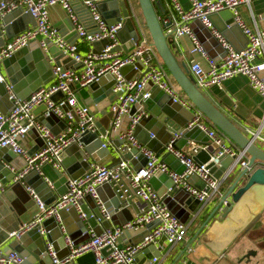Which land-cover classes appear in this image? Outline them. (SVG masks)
I'll return each mask as SVG.
<instances>
[{"label": "built area", "instance_id": "obj_1", "mask_svg": "<svg viewBox=\"0 0 264 264\" xmlns=\"http://www.w3.org/2000/svg\"><path fill=\"white\" fill-rule=\"evenodd\" d=\"M122 1L139 36L138 41L128 53L117 50L121 46L117 34L121 30L123 19L109 26L97 9L99 0H0V18L21 8L24 13H30L35 20V27L24 30L0 48V84L4 83L8 100L12 103L8 112L0 113V149L6 148L16 157L24 160V167L16 173V180L23 179L33 171L43 178L49 188H52L53 182L43 174L42 168L48 166L53 172L65 175L62 165L66 157L65 151L73 146L82 148L78 143L82 134L95 132L99 134L97 119L86 104L77 101L76 93L78 89H89L94 82L105 76L112 77L114 83L112 92L116 97L109 107V112L112 113L110 127L104 135L99 134L103 141L102 147H109V133H115L121 129L123 131H120L117 137L120 141H125L116 149L117 154L120 155L117 163L105 165L87 159L88 169L77 179L68 178L66 193L47 207L39 201L30 188L26 187V191L35 200L39 213L31 222L22 226L19 233L11 235L18 238L22 233L37 227H39V234L45 235L41 225L46 219L53 217L60 224L58 215L61 210L72 208L81 212L80 201L86 196L93 199L104 220L109 221L110 216L97 193L99 187L107 184L113 185L119 199L124 201L123 208L127 209L130 205L138 208L130 221L106 229L100 235L91 234L87 241L78 246H73L69 238L65 236V245L70 248V253L62 259L56 258L52 246L47 245L50 264H73L76 258L85 253L93 255V264H139L137 257L152 245L156 247L159 255L150 257L144 264H161L162 260L168 256L170 249L184 240L189 225L188 221L182 224L165 207L156 191L149 187L148 181L158 173L167 174L171 178L173 184L168 188V192L176 189L193 196L201 207L199 212L214 197L221 198L219 187L229 173H224L216 179L209 171L208 163L199 165L193 160V157L207 146L192 144L185 150H177L174 145L181 135L174 134L168 141L164 154H172L184 167V172L177 174L150 149L141 145L133 135L135 127L143 119L142 117H145L141 104L150 96L151 87L158 88L170 96L175 103L193 114V119L186 125L184 131L197 127L204 132L210 145L216 149L209 162H216L219 158L228 156L234 159L235 168L251 171L248 168L247 153L237 148L193 106L164 69L149 38L146 37V29L143 27L141 17L134 10L135 0ZM167 1L174 13V18L163 16V14L158 17V21L164 27V35L172 42L182 37L189 39L191 45L188 50L191 56L189 72L198 90L202 92L212 87L220 88L228 79L242 76L248 80L250 88L264 100V18L262 17L263 26L253 30L244 24L237 8L241 4L250 8L253 0H187L189 4L187 9H183L178 0ZM56 6L66 12L68 20L73 25L72 32L76 33V40L73 43L67 41L49 21V9ZM82 10L87 12L91 19L89 26L81 21ZM225 10L231 12L233 24L240 28L247 39V46L242 51H235L211 24L210 16ZM194 21H198L210 30L217 43L221 44L223 51L218 60L209 57L198 41L191 27ZM101 41H106L107 44L102 50L94 51L92 44ZM32 43L45 53H48L49 45L58 48L65 58L79 67L65 69L62 65L56 66L49 56V64L52 66L50 82L19 100L12 86L5 82L6 78L2 73L1 65L3 60ZM78 43L86 45L88 49L81 52ZM129 66L132 67V75L125 78L121 69ZM149 84L152 86H148ZM58 95V99H54ZM41 106L44 109L36 115L35 110ZM134 106L139 108L130 114ZM50 115L65 123L63 128L58 127V123L54 125L57 133L39 121L41 116L46 118ZM125 119L127 123L124 125ZM263 126L264 123L256 130H246L247 137L255 144L257 142L264 144ZM30 131H34L37 138L42 140L41 147L32 154L19 144V141ZM131 149H136L147 159L146 165L139 171H135L129 160L123 159V154L131 152ZM9 169L13 172L12 167L9 166ZM193 176L202 182L203 189L195 186L191 180ZM130 199L132 202H129ZM80 216L84 217V214L81 213ZM151 225L153 226L151 230L138 243L130 245L127 239L122 240L121 243L118 242L124 233L136 235L144 232ZM60 228L65 233V228L62 226ZM161 238H164V242L159 245ZM103 250H105L104 254ZM184 252H186L184 258L187 259L194 249L188 245ZM22 263L23 260L17 252H5L0 245V264Z\"/></svg>", "mask_w": 264, "mask_h": 264}, {"label": "water", "instance_id": "obj_2", "mask_svg": "<svg viewBox=\"0 0 264 264\" xmlns=\"http://www.w3.org/2000/svg\"><path fill=\"white\" fill-rule=\"evenodd\" d=\"M138 8L141 12L143 27L147 29L150 44L154 47L157 55L160 58L161 63L167 69L173 81H175L177 87L181 93L193 104V106L206 117L220 132L225 134L237 148L244 150L249 156L248 168L251 171L242 170L238 176L234 179L232 184L228 187V191L222 195L221 199L217 203V207L211 216L216 213L219 208L223 207V217L225 213L230 212L233 208V204L237 203L241 196L249 191L254 186L264 187V150L250 140L246 134L242 133L226 116L222 115L205 97L195 85L193 77L189 73V68L185 61L178 63L176 60V46L168 39L164 33V27L160 25L158 17L164 14V9L161 0H136ZM97 9L100 12L103 19L110 24L117 23L123 19L121 30L118 32L117 37L120 42V47L117 49L129 52L130 48H133L134 44L138 41L139 36L134 28L131 19L128 17V12L125 7V3L122 0H99L97 2ZM52 10L60 13V22L52 24L54 29L65 36L66 40L73 43L76 39V33L72 32L73 25L68 20L66 12H64L59 6L52 8ZM83 11L81 21L89 26L91 19L87 12ZM225 16L228 19H232L230 11L225 10L218 12L210 16V21L214 23L217 16ZM24 22V23H23ZM26 23V24H25ZM30 24L31 27H35V20L30 13H24L22 9L15 10L10 14L2 16L0 18V48L5 45L7 41L23 32L26 25ZM212 24V23H211ZM216 26V24H214ZM225 27L216 26L217 32L224 37L226 42L233 44L232 35L242 32L238 26L234 24H225ZM193 28H199L203 32L198 37V30H194L198 41L203 45L207 51L209 57H213V48H218L223 51L221 44L217 43V40L211 34V31L202 26L198 21H194L191 24ZM239 30V31H238ZM245 44L247 46V39L244 36ZM107 44L106 41L95 42L92 44L94 51H100L103 46ZM246 48V47H245ZM244 48V49H245ZM235 51H242L237 48ZM49 56L53 59L55 65H62L65 69L70 67H79L74 65L68 58H65L62 52L49 45L48 53L43 52L37 47L35 43L30 44L25 48H21L20 51L13 54L11 57L3 60L2 68L5 69V82L12 86L13 92L19 100L26 98L30 93L40 88L42 85H46L51 80V67L49 64ZM131 66L121 69V73L125 78H129L132 75ZM130 74V75H129ZM129 75V77L127 76ZM113 79L110 76L100 78L94 82L89 88L91 97V103L87 104L92 115H101L99 121H97L98 132L104 135L109 129L112 121V113L106 112L115 99L116 95L112 92ZM148 86H152L149 84ZM153 91L150 93L148 99L142 102V112L145 113V117L135 127L133 135L139 141V143L150 149L157 158L169 167L170 170L175 171L177 174L184 172V167L181 163L169 153L164 154L165 147L168 141L174 134H180L181 137L174 145L177 150H182L186 144L193 142L199 146H207L206 149L200 150L198 154L193 157L195 163L202 165L208 163L207 167L213 174L214 178L219 179L222 174L229 173L227 178L235 172L234 159L231 157H221L216 162H209L211 157L215 153V148L210 145L207 136L204 132H201L197 127L190 130H185L186 125L193 119V114L186 108L181 107L178 103H175L173 99L167 94L163 93L158 88L153 87ZM104 99H107L106 102ZM12 107V103L8 100V95L5 90L4 83L0 84V113H6ZM136 106L132 107L130 114L136 111ZM44 109L41 106L35 110V114L39 115ZM45 126L51 128L53 132L57 130L54 125L58 123V127L63 128L65 126L64 121L57 120L53 115L43 118H39ZM106 122V124L104 123ZM123 129L109 133V146L114 145V148L118 149L124 140L118 139V133ZM99 134L95 132L84 133L78 140V143L82 147V150L78 146L70 147L65 151V158L62 165L65 169V175L54 172L57 180L52 183V188H49L44 182L43 178L37 175L35 172H30L23 179L16 180V173L11 172L9 166L12 159L16 156L8 149H0V245L10 240L8 244L9 251H15L22 258V264H50V258L47 255V245L52 246L55 256L58 259H62L68 256L70 248L65 245V236L69 238L73 246H78L80 243L87 241L90 235H100L104 230L111 228L110 226L122 225L132 219L130 211L123 208L124 201L119 199L117 192L113 185L107 184L99 187L97 193L99 199H101V192L108 191L112 199H114L113 209H107V213L110 216V220H104L101 212L95 206L93 199L90 196H86L80 201L79 208L81 212L75 209L69 208L67 210H61L59 212L60 224L55 218L46 219L41 228L45 230V235L39 234V227L33 230L22 233L18 238L11 234L19 233L20 228L25 224L31 222L32 218L26 217L29 209L35 211L38 214V208L35 204L33 197L26 191V187L30 188L35 195H37L39 201L44 204L45 207L54 203L61 195L66 193L67 179H77L83 175V172L88 169L87 159L90 161L102 160L109 154V147L103 148V141L99 137ZM31 138L36 139L40 146L42 140L38 139L34 131H30L28 134ZM34 152H29L32 154ZM136 156V158H134ZM124 160H129L135 171H139L147 163V159L139 154L136 149H131V152L123 154ZM219 167V169H217ZM18 172V171H17ZM158 180L164 181V189L160 191L156 187ZM195 186L199 189H203L204 185L197 177H191ZM149 186L152 187L158 193L165 207L175 215L182 224H186L190 216L199 213L198 201L190 196L189 193L174 189L172 192H168V188L172 187V180L167 174L158 173L151 177L148 181ZM230 199V202L228 201ZM84 201L90 203V209L87 210ZM129 202H132L130 199ZM3 203H5L3 205ZM4 211L6 212H3ZM5 213V214H4ZM84 214L81 217L80 214ZM8 216H13L16 222L13 223L3 232L4 222L2 219ZM209 220V219H208ZM205 224L207 223V221ZM204 224V227H205ZM65 228V233L60 227ZM153 226H148L144 232L133 235L132 233H124L118 242L127 239V243L134 245L143 239L151 230ZM203 227V228H204ZM133 236V237H132ZM164 238H161L158 242L162 245ZM106 250V249H105ZM103 250V254L105 253ZM159 253L154 245L148 249L142 251L137 257L139 264H144L145 260L149 257H156ZM252 253L247 255L249 257ZM140 259V260H139Z\"/></svg>", "mask_w": 264, "mask_h": 264}, {"label": "crops", "instance_id": "obj_3", "mask_svg": "<svg viewBox=\"0 0 264 264\" xmlns=\"http://www.w3.org/2000/svg\"><path fill=\"white\" fill-rule=\"evenodd\" d=\"M178 2L183 9L189 7L187 0H178ZM162 5L165 10L163 16H172V18H174V13L172 9H170L168 1L162 0ZM237 8L246 26L253 30L263 26L262 17L264 18V2L262 0H253L250 8L242 4ZM137 9L139 10L138 7ZM49 12L50 23L56 24L60 22L59 12L52 9H49ZM140 13L139 10V14ZM211 23L212 26L216 24V26L220 27H225V24H233L232 19L230 20L220 15L217 16L214 23L212 21ZM216 26H214V28L218 31ZM30 27V24L26 25V28ZM193 29L196 30L197 28ZM197 30L199 37L203 32L199 28ZM146 37L149 38L147 33ZM232 41L234 45L229 44L234 49L239 48L243 50L246 47L243 32L232 35ZM173 44L176 46V52H178L176 55L177 62L181 63L185 61L189 68L191 60V56L188 53L191 47L189 39L182 37L176 41L173 40ZM78 48L81 52L88 49L86 45L80 43H78ZM123 52L125 53V51ZM213 54L212 58L218 60L222 55V51L221 49L213 48ZM2 73L5 74L4 68H2ZM129 75L127 76L129 77ZM152 88L153 87L150 89V93L153 91ZM201 94H203L222 115L226 116L244 134H246L247 129L256 130L257 127L264 123V100L257 92L250 88L248 80L242 76L228 79L220 88L212 87L202 91ZM58 97L59 95L54 97V99H58ZM76 97L77 101L82 104L87 105L91 103L89 89H78ZM104 100L108 102L107 99ZM135 108L137 110L139 107L136 106ZM106 112H109V108H107ZM94 117L99 121L102 116L97 114L94 115ZM126 121L127 119L124 120V125L127 123ZM104 123L106 124V122ZM124 125L123 128L125 127ZM262 133L264 134V126L262 128ZM19 144L22 148L27 150L28 153L35 152L41 147L36 139L28 135L20 140ZM192 144L194 143L189 142L182 150L189 148ZM256 145L264 150V144L257 142ZM80 149L82 150V148ZM119 159L120 155L117 154L116 148L111 144V146H109L108 156L102 160L95 161L105 165H114ZM10 165V167L13 168V172L17 173V171L19 172L24 167V160L20 157H15L12 159ZM217 169H219V167H217ZM235 170L236 171L226 178L219 187L221 197L228 191V187L241 171L238 167H236ZM42 171L52 182L57 180L56 174H54L50 167L44 166ZM155 185L160 191H163L164 181L158 180ZM101 199L108 209L114 210V199H112L110 192L102 191ZM220 199L214 197L203 206L197 216H195V214L190 216L188 220L189 227L184 235V240H181L170 249L168 256L162 260L161 264H264V187L260 185L254 186L244 193L240 200L233 204L232 210L225 213L224 217L222 214L223 205L211 216ZM228 201L230 202V199ZM4 204L5 203H3V205ZM84 205L87 210H91L90 203L84 201ZM200 208L201 207L198 209L200 210ZM127 209L130 211L131 217L133 218L138 208L135 205H130ZM3 212H5L4 209ZM36 215L35 211L29 209L26 217L32 218L34 216V219ZM2 220L5 223L3 229H1L3 232L7 231L6 229L16 222L13 216H8ZM206 220L208 221L205 224ZM9 243L10 240L2 244V248L5 252H8L10 249L8 248ZM188 245L194 249V252L186 259L184 258L186 253L184 250ZM251 253L253 255L247 257V255ZM148 259H150V257L147 258L145 262H147ZM73 264H93V255L91 253H85L76 258Z\"/></svg>", "mask_w": 264, "mask_h": 264}, {"label": "trees", "instance_id": "obj_4", "mask_svg": "<svg viewBox=\"0 0 264 264\" xmlns=\"http://www.w3.org/2000/svg\"><path fill=\"white\" fill-rule=\"evenodd\" d=\"M162 1V0H161ZM135 3L137 4V1L135 0ZM137 7H138V5H137ZM141 14V13H140ZM141 17V20H142V16H140ZM146 33L148 34V31H147V29H146ZM148 37H149V34H148ZM149 40H150V37H149ZM162 64V63H161ZM163 65V64H162ZM163 67H164V65H163ZM164 69H166L165 67H164ZM167 70V69H166ZM168 72V71H167Z\"/></svg>", "mask_w": 264, "mask_h": 264}, {"label": "rangeland", "instance_id": "obj_5", "mask_svg": "<svg viewBox=\"0 0 264 264\" xmlns=\"http://www.w3.org/2000/svg\"><path fill=\"white\" fill-rule=\"evenodd\" d=\"M134 10H136V13H138V15L140 16V14H139V10L137 9V4L134 2Z\"/></svg>", "mask_w": 264, "mask_h": 264}]
</instances>
